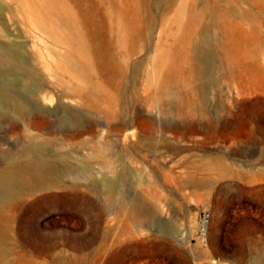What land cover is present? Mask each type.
I'll return each mask as SVG.
<instances>
[{
	"label": "rangeland",
	"instance_id": "1",
	"mask_svg": "<svg viewBox=\"0 0 264 264\" xmlns=\"http://www.w3.org/2000/svg\"><path fill=\"white\" fill-rule=\"evenodd\" d=\"M42 1L0 0V46L17 65L0 63V94L33 111L0 114V171L4 153L34 140L95 181L112 175L98 155L107 152L124 193L168 214L159 243L134 244L118 264H264V0H62L90 49L84 75L64 57L83 60L67 29L43 33ZM204 37L210 59L197 74L189 65ZM65 110L79 127L63 122ZM43 117L41 130L29 127ZM93 205L86 187L24 200L0 264H112ZM112 218L117 232L130 223ZM6 225L0 218V232Z\"/></svg>",
	"mask_w": 264,
	"mask_h": 264
},
{
	"label": "bare ground",
	"instance_id": "2",
	"mask_svg": "<svg viewBox=\"0 0 264 264\" xmlns=\"http://www.w3.org/2000/svg\"><path fill=\"white\" fill-rule=\"evenodd\" d=\"M42 2L41 5L44 6V10H41V17L39 13L38 17L40 19L38 21L43 33H49L50 35H48L51 36L54 34L51 29H54L57 25H60V27L56 28L57 30L62 26L65 27L67 32L63 40L68 41V44H73V47L78 48V50L80 49L83 60L77 58L70 51L65 52L64 57L74 71L80 72L81 75L86 74V67L91 68V62L89 58L90 49L86 45L84 34L75 27L74 20L69 16L67 10L64 9L62 0H43ZM251 16V12L248 11L241 14V19L251 18ZM193 48L196 61L195 64L191 63L189 68L197 74L203 73L205 71L203 63L210 59L208 40L205 37L200 39ZM15 53L13 49L8 50L0 46V63L10 68H17V65L15 66L16 63H14ZM29 92L36 94L38 90L34 88ZM3 93L0 94V114L14 113L26 118L32 115L31 107L24 100L16 99L9 94L7 95V93ZM61 116L64 123L72 126L79 127L83 121L81 117L68 113L66 110L62 112ZM47 122L43 117L41 121L30 122L29 127L41 130L47 125ZM31 136L37 138L34 134H31ZM125 136L126 138L131 137L132 132H126ZM33 141L22 145L18 150H9L1 156V163L6 166L0 171V218L5 220L8 225H6L3 232H0V247L1 243L5 240L8 241L9 238L10 227L8 220L10 219L11 211L19 207L24 200L36 193L50 189L75 191L80 187H86L94 198L92 207L95 211L96 234L100 239L99 247L102 248L111 241L109 243V257L112 264H118L117 258L121 255L128 260L130 258V249L134 244L148 245L160 240L158 236L167 229L166 218L168 214L165 213V208L160 207L154 210L155 208H150L151 206L149 207L146 204L147 202L145 203V200L139 199V197L132 201L129 194L124 193L122 176L115 174L114 162L110 159V155L107 152H99L98 155L103 158V168L109 170L112 175L102 174L101 177L95 178L94 181L93 174L89 173L88 170H78L75 167H71L68 163L63 167L58 166L45 156L43 143L40 142L39 144L37 141L33 143ZM2 143L0 142V145ZM63 178H66L71 183L69 187L64 185ZM118 200L121 202L119 201L118 209L114 210V203H117ZM88 205L92 204L88 201ZM113 215L122 216L127 219L125 222L130 221V223H135L136 225L133 226L134 224L127 222L125 226L123 225V230L117 232L115 231V218L107 220ZM106 220L109 228L104 225ZM148 233H152L156 237H146Z\"/></svg>",
	"mask_w": 264,
	"mask_h": 264
},
{
	"label": "built area",
	"instance_id": "3",
	"mask_svg": "<svg viewBox=\"0 0 264 264\" xmlns=\"http://www.w3.org/2000/svg\"><path fill=\"white\" fill-rule=\"evenodd\" d=\"M209 220H210V216L208 214H205L204 215V224L209 223Z\"/></svg>",
	"mask_w": 264,
	"mask_h": 264
}]
</instances>
